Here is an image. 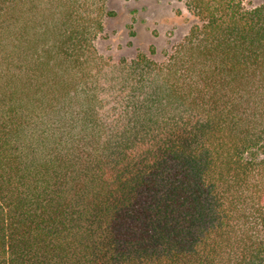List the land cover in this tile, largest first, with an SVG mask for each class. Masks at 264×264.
I'll use <instances>...</instances> for the list:
<instances>
[{"label": "trees", "instance_id": "obj_1", "mask_svg": "<svg viewBox=\"0 0 264 264\" xmlns=\"http://www.w3.org/2000/svg\"><path fill=\"white\" fill-rule=\"evenodd\" d=\"M244 1L184 0L162 61L114 62L107 0H0V264H264V5Z\"/></svg>", "mask_w": 264, "mask_h": 264}, {"label": "rangeland", "instance_id": "obj_2", "mask_svg": "<svg viewBox=\"0 0 264 264\" xmlns=\"http://www.w3.org/2000/svg\"><path fill=\"white\" fill-rule=\"evenodd\" d=\"M114 12L106 17L104 30L95 40L98 53L114 62L131 60L139 51L162 61L174 45L188 34L196 19L184 0H107ZM264 5V0H245L247 10ZM154 53H150L151 50Z\"/></svg>", "mask_w": 264, "mask_h": 264}]
</instances>
